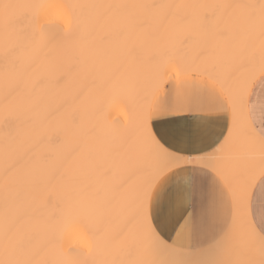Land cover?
Masks as SVG:
<instances>
[{"label":"snow or ice","instance_id":"1","mask_svg":"<svg viewBox=\"0 0 264 264\" xmlns=\"http://www.w3.org/2000/svg\"><path fill=\"white\" fill-rule=\"evenodd\" d=\"M0 127V264H264V0H0Z\"/></svg>","mask_w":264,"mask_h":264},{"label":"bare ground","instance_id":"2","mask_svg":"<svg viewBox=\"0 0 264 264\" xmlns=\"http://www.w3.org/2000/svg\"><path fill=\"white\" fill-rule=\"evenodd\" d=\"M49 2H53V0H49ZM60 2H73V0H60ZM40 25L44 26L43 30L41 31L38 28L35 33L34 39L42 45L45 52L53 55L56 54L60 46L67 39L66 33L71 30V21L66 20L61 26V24L47 25L46 20H41ZM2 130L3 128L0 127V131Z\"/></svg>","mask_w":264,"mask_h":264},{"label":"clouds","instance_id":"3","mask_svg":"<svg viewBox=\"0 0 264 264\" xmlns=\"http://www.w3.org/2000/svg\"><path fill=\"white\" fill-rule=\"evenodd\" d=\"M81 242L84 243V245L86 247H91L92 241L91 238L88 236V234L86 233V231L81 230Z\"/></svg>","mask_w":264,"mask_h":264},{"label":"rangeland","instance_id":"4","mask_svg":"<svg viewBox=\"0 0 264 264\" xmlns=\"http://www.w3.org/2000/svg\"><path fill=\"white\" fill-rule=\"evenodd\" d=\"M82 243V242H81ZM83 244V243H82Z\"/></svg>","mask_w":264,"mask_h":264}]
</instances>
